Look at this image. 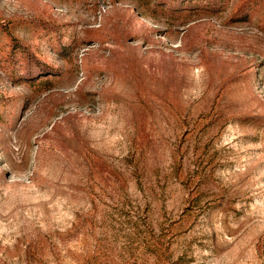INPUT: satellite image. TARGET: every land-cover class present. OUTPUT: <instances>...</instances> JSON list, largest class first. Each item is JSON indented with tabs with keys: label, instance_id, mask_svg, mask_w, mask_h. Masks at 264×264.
<instances>
[{
	"label": "rangeland",
	"instance_id": "rangeland-1",
	"mask_svg": "<svg viewBox=\"0 0 264 264\" xmlns=\"http://www.w3.org/2000/svg\"><path fill=\"white\" fill-rule=\"evenodd\" d=\"M165 223L164 264H264V0H0V264Z\"/></svg>",
	"mask_w": 264,
	"mask_h": 264
},
{
	"label": "trees",
	"instance_id": "trees-1",
	"mask_svg": "<svg viewBox=\"0 0 264 264\" xmlns=\"http://www.w3.org/2000/svg\"><path fill=\"white\" fill-rule=\"evenodd\" d=\"M138 214V213H137ZM138 219H142V216L138 214ZM170 228L171 225L165 223L159 231H155L154 229L151 230V243L148 244L149 246V253H152L154 257L153 264H164V261H167V254L165 252L168 251L169 246V239L167 238L170 236Z\"/></svg>",
	"mask_w": 264,
	"mask_h": 264
}]
</instances>
